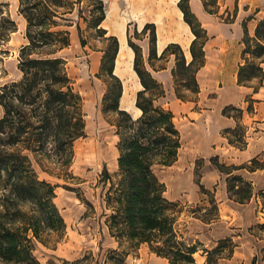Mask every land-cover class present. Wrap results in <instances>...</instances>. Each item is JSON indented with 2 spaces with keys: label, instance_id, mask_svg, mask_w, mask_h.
Returning <instances> with one entry per match:
<instances>
[{
  "label": "trees",
  "instance_id": "trees-1",
  "mask_svg": "<svg viewBox=\"0 0 264 264\" xmlns=\"http://www.w3.org/2000/svg\"><path fill=\"white\" fill-rule=\"evenodd\" d=\"M83 1H86L85 9L81 4ZM201 1L207 13L218 14L217 0ZM177 4L184 22L194 35L189 47L191 60H186L177 43H169L160 58L168 52L173 53L175 66L171 72L177 84L188 89L192 85L191 91L196 93L195 75L205 63L208 35L192 12L189 0H179ZM76 6L77 17L89 27L107 33L101 27L106 17L103 0H19V13L27 23V42L20 48L18 56L21 78L0 86V262L39 264L34 254L36 244L48 245L47 235L55 233L61 236L65 232V221L54 202L55 185L40 178L35 162L42 169L43 160L67 168L73 159V142L85 135L83 98L68 74L66 59L60 55L71 43L70 32L65 27H72L74 23L80 33L81 45H86L79 24L69 17ZM237 12L236 1L233 10H226L227 15L224 17L222 14L220 18L227 23L233 22ZM250 19H244L241 24L243 48L242 61L237 68V83L250 86L257 80L261 86L264 76L261 65L264 63V17L257 22L252 36L247 29ZM14 29V21L0 8V42H5ZM148 30L151 60L157 58L154 23H146L141 33L146 34ZM108 39L112 41V49L101 60V69L108 78L103 111L117 116L115 126L119 137L117 181L111 182L107 195V203L114 211L108 219L110 234L120 244L123 238L133 247L146 243L151 252L166 258L170 264H193L194 254L202 244L188 242L177 231V221L183 208L165 196V183L154 170L157 165H171L181 147V135L172 112L156 103L157 98L165 96L164 87L145 66L141 47L128 36V44L134 51L133 69L142 85L135 100L141 114L133 118L120 108L123 85L114 74L119 42L116 36ZM179 75L182 78L177 80ZM176 95L183 98L179 93ZM216 167L227 175L232 173L231 169L255 171L264 168V159L252 158L240 166L216 162ZM103 175L111 181L107 170ZM226 181L235 202L245 203L253 196L252 183L241 175L230 174ZM259 195L263 198L264 208V193L259 192ZM211 203L212 213L217 206L213 198ZM192 213L195 215L197 211L192 210ZM214 219L204 217L206 222ZM258 227L264 231V223ZM235 246L231 238L225 237L211 249L202 248L206 255L205 264H217L223 254L231 256ZM247 264H264V244Z\"/></svg>",
  "mask_w": 264,
  "mask_h": 264
},
{
  "label": "rangeland",
  "instance_id": "rangeland-1",
  "mask_svg": "<svg viewBox=\"0 0 264 264\" xmlns=\"http://www.w3.org/2000/svg\"><path fill=\"white\" fill-rule=\"evenodd\" d=\"M103 1L106 11H109V20L103 22L107 27L106 34L89 27L82 18L77 17L78 6L69 17L79 24L86 45H81L80 33L75 23L72 27H65L70 32L71 43L60 55L66 59L68 74L74 81L76 91L83 98L85 135L73 142V159L67 168L43 160L42 165L45 169L43 170L35 162V169L40 178H45L55 185L54 202L66 224L63 235L50 233L46 236L49 239L48 245L40 242L36 244L34 254L39 264H163V262L167 264L161 257L158 258L151 252L146 243L133 247L123 238L120 244V241L109 231L108 219L114 211L107 203V195L111 182L117 181L119 137L115 126L117 116L112 112L103 111V97L107 92L108 78L101 69V60L106 52L112 49V41L108 37L124 38L123 33L127 37V43L130 36L132 42L141 47L144 64L148 70L150 68L151 74L157 68L170 63L174 67L175 55L170 52L162 58L149 60L150 31L142 34L143 28L138 29L133 20H139L138 22L147 20L144 25L154 23L156 36L159 30V36L163 40L170 38L177 40L170 43L179 44L184 55L183 43L191 36V30L186 31L183 17L181 19L182 12L177 4L179 0ZM233 1L217 0L218 13L225 17L226 10L229 12L233 10ZM245 1H240L239 16L233 24H225L220 15L214 17L216 27L211 29V40L207 51L206 44L210 38L208 34L205 44V52L206 54L208 52L211 58L207 64L205 58L204 65L195 75L198 92L191 91L192 85L190 89L178 85L172 75V69L169 78L171 81H168L171 82V93L166 91L163 83L158 80L164 87L165 96L157 98L156 103L172 112L181 135V147L176 160L171 165H157L154 170L165 183V196L180 203L183 208L177 221V231L183 234L188 242L202 244L199 246V251L194 254L193 264H205L206 255L202 248L211 249L220 240L218 238L225 235L231 238L236 246L231 256L223 254V258L218 260L217 264H247L257 253L258 248L264 244V231L258 227L259 224L264 223L263 198L259 195L261 190H255L251 199L245 203L235 202L230 196L227 181L221 186L226 176L216 167V162L240 166L249 161L242 164H228L220 159L219 155L201 153L197 155L191 148L194 142L199 146L206 142L205 135L209 136V133L211 135V130L220 124L222 117H226L232 124L220 129V135L226 137L229 144L243 149L248 140H251L255 141V144L264 146V76L261 83L263 87L261 99H255L257 97L254 95L255 88L261 87L257 80L251 82L250 86H240L236 82L237 64L242 61L241 23L251 17L247 21V29L252 36L257 22L264 17V0H256L251 6L244 5ZM81 4L85 9L86 1ZM0 8L15 23L14 31L9 34L5 42H0V86H2L21 78L18 56L20 48L27 42L25 37L27 23L19 13V0H0ZM191 39H194V35ZM185 58L187 61L191 60L186 55ZM125 65L120 76L125 80L127 90L131 91L133 80L128 69L129 65ZM131 65L133 67V62ZM261 65L264 67V63ZM180 78L182 76L179 75L177 80ZM177 93L183 98H178ZM179 101L192 105L195 113L204 112L205 118L193 114L194 117L191 119L190 114L189 116L178 107ZM1 114L0 108V116ZM195 130L197 133L193 139ZM198 137L200 140L196 141ZM188 145L191 146L187 148ZM253 158L261 161L264 159V154ZM104 170H107L111 181L103 175ZM231 171V174H241L248 170L242 168ZM212 198L217 209L211 213ZM192 210H196L197 213L194 215ZM204 217H215V219L206 222ZM113 240L117 241V244H114ZM0 264L8 263L0 262Z\"/></svg>",
  "mask_w": 264,
  "mask_h": 264
},
{
  "label": "crops",
  "instance_id": "crops-1",
  "mask_svg": "<svg viewBox=\"0 0 264 264\" xmlns=\"http://www.w3.org/2000/svg\"><path fill=\"white\" fill-rule=\"evenodd\" d=\"M236 1H237V6H238V12H237L235 20L238 18L239 10L241 9V3H240L241 0H234L233 4H232L233 8H234V5H235ZM255 1L256 0H246L244 2V5L248 4V5L251 6V3L255 2ZM189 4H190V8H191L192 12L196 15L198 20L201 22L202 26L206 29L207 34L210 36V33L212 34V30L216 27L215 26L216 22H215V18L214 17H219L220 13H218V14H209V13H207L205 11V9H204V6H203V3H202L201 0H189ZM180 16H181V13H180ZM181 19H182V16H181ZM105 20H106V17H105L104 21ZM133 21L137 25L138 29H141L140 28L141 25L139 24L140 22H138L139 20H135L134 19ZM146 21L147 20L141 22L142 26L144 25V23ZM234 21L230 22V23H227V22H224V23L225 24H233ZM183 23L186 25L185 26L186 27V31H189L190 28H189L188 24L186 22H184V20H183ZM241 28H242V25H241ZM122 30H123V27L120 28V35H121ZM157 32H158V36H156L155 49H156L157 57L160 58L161 52L164 49V47L168 43L174 42V41H177V40H174V39H171V38L163 40V38H161L159 36V30H157ZM242 33H243V29H242ZM122 36H124V38L118 39L119 40V50L121 49V47L123 45H125L127 47V49L129 48V45L127 43V37L123 33H122ZM210 40H211V36H210V38H209V40H208V42L206 44V51H207V47L209 49V41ZM161 42L163 43L162 45H161ZM65 49H67V48H64L61 51V53ZM130 50L132 51V62H133L134 52H133L132 48H130ZM118 53H119V51H118ZM118 53H117L116 60H115L114 74L117 75L122 80V85H123L122 96L120 98V108L128 111L132 115L134 109L136 108V105H135L136 93L140 89V86H137V82L139 83L140 81H139V78H138L137 74H136V77H134V75L131 74L130 76H131V79L133 80V89L131 91L127 90V87L125 85V80L120 76V73H121L122 68L124 66L123 65L120 66L119 67V71H117V69H118V67H117ZM128 53H129V50H128ZM206 58H207V60H206L205 64H207L209 62V59L211 58V56L209 55L208 52L206 54ZM221 58H222V60H224L223 57H221ZM128 65L129 64H126L125 66H128ZM237 67H238V64H237ZM172 68H173V64L170 63V65L162 66V67L157 68L156 70H154L152 72V75L157 80L162 82L164 87H165V90L166 91H170V93L172 92V87L170 85L171 82L168 83V81H171V79H169V78H171L170 70ZM128 69H129V67H128ZM132 69H133V67H132ZM149 70H150V68H149ZM236 74H237V71H236ZM236 82H237V76H236ZM261 89H263L262 86L258 89V91H256L254 93L255 97H257L255 99H261L260 97H262V95H263ZM122 97H123V99L124 98L128 99L126 101V103L123 102ZM176 100H178V99H176ZM179 102H180V104L178 105V107L182 111L187 112L188 115L190 114L191 116L190 115L189 116L191 117V119H193V117H194V116H192L193 114L198 115V117L201 116V118H205L204 117V112L195 113L193 111V106L192 105H188V103H185L183 101H179ZM140 114H141V112H139L138 115L134 116L133 118H137ZM229 124H230V122L228 121V119L226 117H222L220 124H218V126H216L214 129L211 130V135H210V133L208 134L209 136L205 135V137L207 138L206 142H204L201 146H199L197 143L194 142V144H192V146L190 145L191 148L195 150L197 155L199 153H201L202 155H219L220 159H222L225 163H228V164H242V163H245V162L249 161L250 159H252L256 155L264 154V146H261L259 144H255V141H251V140L249 141L248 140L247 145L243 149H239L236 146L229 144L228 141H227V138L222 136V135H220L221 134L220 133V129L223 128V127H227V125L228 126L232 125V124H230V125ZM197 130H195L193 132V139L195 138V134L197 133ZM212 134H213V136H212ZM198 140H200L199 137L196 138V141H198ZM190 146L188 145L187 148L190 147ZM220 173L224 174L226 177L231 174L230 173V174L227 175V174L222 173V172H220ZM239 175H242L245 179L251 181V183L253 185V188H254V191L260 189L261 192H264V168L260 169V170L257 169L255 171H245V173L242 172ZM225 181H226V178H223L221 186H223ZM216 224H218V223H215V225ZM212 229H215V228L212 227ZM225 236H223L221 238H224ZM221 238H218V239H221ZM113 243L117 244V241L113 240ZM156 256H158V255H156ZM158 258H160V256H158ZM161 259H163V261H166L167 264H170L169 261L166 258L161 257ZM163 264H165V262H163Z\"/></svg>",
  "mask_w": 264,
  "mask_h": 264
},
{
  "label": "bare ground",
  "instance_id": "bare-ground-1",
  "mask_svg": "<svg viewBox=\"0 0 264 264\" xmlns=\"http://www.w3.org/2000/svg\"><path fill=\"white\" fill-rule=\"evenodd\" d=\"M109 11L107 10L106 11V20H109ZM140 25H141V27L143 28V26H142V23H141V21H140V23H139ZM101 26L102 27H104V28H107V27H105L104 25H103V23L101 24ZM140 27V28H141ZM141 28V29H142ZM193 37V33L191 32V36L190 37H188L187 38V40L186 41H184V50H185V55H186V57L188 58V59H190L191 58V54H190V51H189V46H190V43H191V41H192V38ZM163 43L161 42V45H162ZM128 50H129V53H128ZM131 52V53H130ZM125 64H129V69L131 70L130 72H131V74H133L134 75V77H136V73H135V71L132 69V51L130 50V47L127 49V47L125 46V45H123L122 47H121V49L119 50V53H118V58H117V67H118V69H117V71H119V67L120 66H124ZM123 69V68H122ZM140 83V82H139ZM138 82H137V86H140V89L142 88V85L141 84H139ZM122 100H123V102L124 103H126V101L128 100L127 98H124L123 99V97H122ZM139 112H141V110L139 109V108H135L134 109V111H133V117L134 116H137L138 115V113Z\"/></svg>",
  "mask_w": 264,
  "mask_h": 264
}]
</instances>
